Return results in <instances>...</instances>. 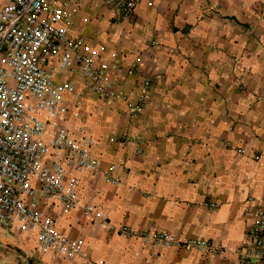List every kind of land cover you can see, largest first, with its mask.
Returning <instances> with one entry per match:
<instances>
[{
    "label": "crops",
    "instance_id": "0c3cea01",
    "mask_svg": "<svg viewBox=\"0 0 264 264\" xmlns=\"http://www.w3.org/2000/svg\"><path fill=\"white\" fill-rule=\"evenodd\" d=\"M82 3L90 23L77 31L91 48L117 54L116 86L133 90L137 102L142 81L151 82L137 115L122 101L108 106L90 96L84 117L69 120L98 140L92 155L104 169L116 166L117 186L70 172L82 200L108 212L112 228L54 209L58 230L82 241L84 261L42 253L33 239L0 228L3 252L13 264H237L250 212L264 208V0H142L123 22L98 0ZM137 135L139 155L108 142ZM122 226L225 252L142 245L121 236Z\"/></svg>",
    "mask_w": 264,
    "mask_h": 264
},
{
    "label": "built area",
    "instance_id": "2783aa9c",
    "mask_svg": "<svg viewBox=\"0 0 264 264\" xmlns=\"http://www.w3.org/2000/svg\"><path fill=\"white\" fill-rule=\"evenodd\" d=\"M118 22L133 19L142 0H98ZM82 0H0V228L19 231L33 239L42 253L65 259H86L83 243L58 230L50 215L81 212L106 229L109 213L84 202L79 179L70 172L88 173L108 186H117L115 165L106 169L92 155L98 140L70 118L84 117V101L93 97L105 105L122 101L137 115L151 88L142 81L137 102L133 90L116 86L111 72H120L115 52L91 48L77 31L90 23L81 16ZM132 66L129 73H134ZM128 144L141 154V136L110 137L109 143ZM96 194L100 189L96 188ZM264 200V198H263ZM211 210L214 203L207 205ZM241 245L234 251L237 264H264V208L254 207ZM125 238L142 245H175L202 255L222 254L210 241L176 239L167 233L119 227ZM0 246V264H13Z\"/></svg>",
    "mask_w": 264,
    "mask_h": 264
}]
</instances>
